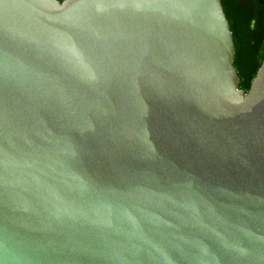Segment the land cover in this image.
<instances>
[{"label": "water", "instance_id": "1", "mask_svg": "<svg viewBox=\"0 0 264 264\" xmlns=\"http://www.w3.org/2000/svg\"><path fill=\"white\" fill-rule=\"evenodd\" d=\"M222 0H0V264H264V59Z\"/></svg>", "mask_w": 264, "mask_h": 264}, {"label": "trees", "instance_id": "2", "mask_svg": "<svg viewBox=\"0 0 264 264\" xmlns=\"http://www.w3.org/2000/svg\"><path fill=\"white\" fill-rule=\"evenodd\" d=\"M254 1L264 5V0ZM222 3L236 45L234 64L240 87L248 91L264 59V10L253 14L244 9L239 0H222Z\"/></svg>", "mask_w": 264, "mask_h": 264}, {"label": "flooded vegetation", "instance_id": "3", "mask_svg": "<svg viewBox=\"0 0 264 264\" xmlns=\"http://www.w3.org/2000/svg\"><path fill=\"white\" fill-rule=\"evenodd\" d=\"M239 2L243 5L244 9L253 14L264 10V5L257 4L254 0H239Z\"/></svg>", "mask_w": 264, "mask_h": 264}]
</instances>
